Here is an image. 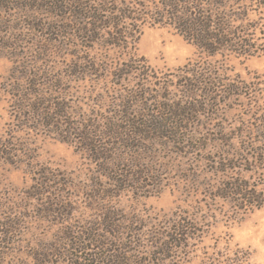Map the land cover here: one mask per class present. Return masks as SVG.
I'll list each match as a JSON object with an SVG mask.
<instances>
[{
	"label": "rangeland",
	"instance_id": "obj_1",
	"mask_svg": "<svg viewBox=\"0 0 264 264\" xmlns=\"http://www.w3.org/2000/svg\"><path fill=\"white\" fill-rule=\"evenodd\" d=\"M45 29L0 35V264H227L234 254L264 264V204L241 206L228 190L264 199V54L208 58L146 24L127 50ZM25 73L49 102L42 127L20 128L10 108L18 86L27 94ZM183 221V250L157 263Z\"/></svg>",
	"mask_w": 264,
	"mask_h": 264
},
{
	"label": "trees",
	"instance_id": "obj_2",
	"mask_svg": "<svg viewBox=\"0 0 264 264\" xmlns=\"http://www.w3.org/2000/svg\"><path fill=\"white\" fill-rule=\"evenodd\" d=\"M263 9L264 0H157L150 8L139 4L136 10L129 3L116 0H0V35L16 37L24 28L30 31L31 27L37 26L40 30L46 28L47 35L59 40L94 41L107 36L113 41L110 45L127 50L130 41L135 44L133 36L138 24H146L149 27L173 29L185 42L208 58L235 56L248 59L264 54V30L259 17ZM194 66L204 70L200 63ZM29 76L25 73L20 77V83L24 80L27 94L20 95L18 89L22 87L18 86L17 95L12 93L15 105L10 106L12 111L18 110L19 127L22 129L29 127L28 124L34 120L40 122L39 126H44L42 124L47 119L45 112L51 110L50 106L47 107V99L36 91L39 77ZM49 81L52 82L51 79ZM202 82L200 79V84ZM193 92L192 89L187 92V100L194 102V107L198 96ZM163 123L159 121L156 130H167ZM261 124L264 127V121ZM129 128L131 137L136 135L132 133L135 129L132 122ZM116 129L121 131V127ZM262 142L264 144V137ZM262 153L263 150L256 148L257 157L262 156ZM231 186L228 188L229 193L243 198L241 206L258 210L264 204L260 192L248 193L242 191L240 185ZM187 227L188 224L183 221L171 228L163 244L159 243L162 253L158 254L157 263L167 261L166 252L183 250L192 232ZM92 241L95 242L89 240L88 243ZM79 249L85 251L84 248ZM87 258L95 264L101 260L90 255L85 256L83 261ZM110 259H113L112 264H122L120 256ZM226 261L227 264L247 263V259L238 254Z\"/></svg>",
	"mask_w": 264,
	"mask_h": 264
}]
</instances>
